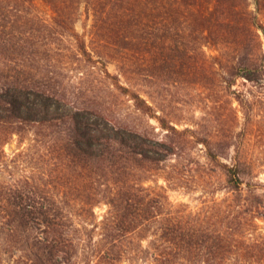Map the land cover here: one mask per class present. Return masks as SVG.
Listing matches in <instances>:
<instances>
[{
    "label": "rangeland",
    "instance_id": "obj_1",
    "mask_svg": "<svg viewBox=\"0 0 264 264\" xmlns=\"http://www.w3.org/2000/svg\"><path fill=\"white\" fill-rule=\"evenodd\" d=\"M0 1L6 13L0 36L10 31L9 23L23 31L34 29L33 35L14 32L13 44L6 48L0 39V73L28 70L40 80H52L71 108H98L140 130L159 151L150 155L162 159L133 161L126 176L135 189L162 193L164 214L117 241L122 233L113 221L110 184H94L81 178L80 168L63 164L67 161L58 143L67 140L64 128L10 136L3 145L0 185L56 180L54 191L74 223L72 264H159L154 258L165 244L162 227L169 218L225 237L224 264H264V86L238 78L229 88L223 68L245 58L254 43L246 37L242 44L225 42L230 33L221 16L203 38L197 21L180 28L188 36L186 71L164 72L156 66L161 53L169 51L160 39L164 30L156 11L140 10L146 15L141 26H130L125 22L131 17L117 0ZM199 3L206 10L214 0ZM243 4L257 15L251 21L264 22V0ZM59 9L69 20L65 27L55 23ZM254 32L264 51V32L256 27ZM80 38L91 56L80 52ZM137 94L145 100L144 110L137 107ZM225 165L241 173L239 189L229 182ZM12 256L23 254L14 248L4 253L0 245V264H11ZM204 259L194 263L207 264Z\"/></svg>",
    "mask_w": 264,
    "mask_h": 264
},
{
    "label": "trees",
    "instance_id": "obj_2",
    "mask_svg": "<svg viewBox=\"0 0 264 264\" xmlns=\"http://www.w3.org/2000/svg\"><path fill=\"white\" fill-rule=\"evenodd\" d=\"M51 2L57 4L54 0ZM116 2L125 8L124 15L127 12V16L131 17L125 22L130 26H141V19L146 16L140 11L142 9L158 13V24L164 30L160 39L169 54L161 53V65L156 67L164 72H173L175 69L178 72L186 71L185 60L189 54L185 41L188 36L185 32L182 33L181 27L187 28L199 21L198 25L204 32L201 36L207 38L205 32L210 30L209 24L212 21L219 22L221 16L223 27L229 29L230 33L223 37L225 42L242 44L246 37V41L254 43L245 58L223 66L227 70V87L231 88L238 78L264 86L261 84L264 79V51L258 33L254 32L255 27L264 32V22L251 21L257 15L248 5L243 4V0L238 3L234 0H214L213 6L206 10L199 8V0ZM1 3L0 1V5ZM58 13L55 23L65 27L69 20L64 19V9H59ZM183 15H187L185 19ZM3 18H6V13L0 6V27L3 26ZM6 26L10 31L5 36H0L5 42V48L13 44L14 32L34 34V29L23 31L18 25L11 23ZM72 36L79 38L78 35ZM78 42L80 52L91 56L86 42L81 38ZM17 45L18 43L9 49H15ZM226 54L228 53L223 55ZM118 86L121 90H129L120 84ZM59 89L52 80H40L28 70L0 73V162L5 161L3 145L11 135L45 127L53 130L59 128L61 132L64 128L67 140H59L58 143L59 151L64 152L63 157L67 161L63 164L66 166L71 163V167L80 168L81 178L94 184H110L107 187L114 196L110 201L113 221L116 231L122 233L115 240L120 241L128 233L134 232L139 224L149 223L164 214L165 196L159 192L153 194L145 188L135 189L136 187L130 186L126 176L133 161L140 163L141 158H144L157 162L162 159L150 155L152 150L157 151V147L154 148L149 143L145 133L110 119L109 115L98 108H71L66 94ZM134 96L137 107L144 110L145 100L138 94ZM165 150L171 154L170 149ZM225 166V174L232 187L239 189L242 183L241 173L234 167ZM56 189L54 178L48 182H21L14 188L0 185V245L3 246L4 253H8L9 248H14L23 254L22 258L17 259L12 256L11 264H72L76 249L71 234L74 223L66 213L61 197L55 193ZM162 228L161 237L165 244H161V249L154 258L159 264H195L201 258H205L207 264H224L223 261L227 258L224 253L225 237L222 239L218 235H209L205 230L184 225L172 218L163 223ZM113 260L120 259L117 257Z\"/></svg>",
    "mask_w": 264,
    "mask_h": 264
}]
</instances>
